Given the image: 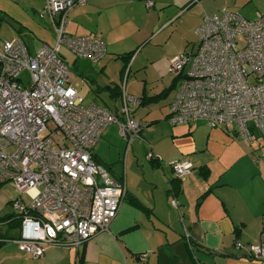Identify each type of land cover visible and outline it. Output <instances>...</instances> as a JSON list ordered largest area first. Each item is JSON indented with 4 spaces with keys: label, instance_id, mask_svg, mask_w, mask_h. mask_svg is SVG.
<instances>
[{
    "label": "crops",
    "instance_id": "obj_1",
    "mask_svg": "<svg viewBox=\"0 0 264 264\" xmlns=\"http://www.w3.org/2000/svg\"><path fill=\"white\" fill-rule=\"evenodd\" d=\"M20 1L25 2L23 20L7 19L13 26L18 23L14 37H20L28 49L20 35L24 30L42 36L38 46L52 44L41 28L45 22L38 20L44 0H14ZM158 1L157 9L156 0H87L68 13L67 33L95 35L105 46L97 63L75 57L70 63L65 60L69 72L84 83L77 87L69 81L83 102L120 115L122 91L149 100L131 111L143 127L128 146L116 136L118 126L110 124L92 150L100 163L111 164L112 176L124 175L126 195L116 216L106 230L81 245H46L38 259L22 253L12 240L1 242L0 264H252L247 243L264 241V136L255 134L247 141L202 121L172 125L166 117L175 87L165 90L174 79L169 60L180 51L196 50L195 29L204 15L225 8L254 17L264 13V0H214L209 9L205 5L209 0ZM135 7L145 11L144 21L134 18ZM185 14L188 31L197 40L184 37L186 32L177 35V24ZM148 16L154 22L144 34ZM113 87L120 92L114 97ZM150 151L152 160L146 158ZM179 159L189 160L192 168L178 178L174 190L170 163ZM8 236L18 237L9 232Z\"/></svg>",
    "mask_w": 264,
    "mask_h": 264
},
{
    "label": "built area",
    "instance_id": "obj_2",
    "mask_svg": "<svg viewBox=\"0 0 264 264\" xmlns=\"http://www.w3.org/2000/svg\"><path fill=\"white\" fill-rule=\"evenodd\" d=\"M86 2L44 0L39 17L48 19L55 38L33 53L20 37L0 39V185L9 182L18 193L9 203L20 218L12 241L33 259L42 257L46 245L77 247L107 229L126 187L92 159V150L110 124L118 126L127 146L143 127L130 117L138 97L122 91L117 115L83 104L69 83L62 48L91 63L105 55L99 37L66 32L68 12ZM195 33L196 50L180 51L169 60V71L179 79L167 121H202L247 141L255 133L264 136V13L248 19L222 8L204 15ZM24 70L30 77L26 85L19 77ZM146 158L155 156L150 151ZM170 166L177 178L192 168L187 159ZM235 245L241 247L239 241ZM247 254L252 264H264V241L249 244Z\"/></svg>",
    "mask_w": 264,
    "mask_h": 264
},
{
    "label": "rangeland",
    "instance_id": "obj_3",
    "mask_svg": "<svg viewBox=\"0 0 264 264\" xmlns=\"http://www.w3.org/2000/svg\"><path fill=\"white\" fill-rule=\"evenodd\" d=\"M211 1L210 2H206L205 5H208L206 6L207 9H209V6L212 5L213 1L214 0H209ZM156 8L158 9L159 7V1L156 0ZM215 3H216V0H215ZM25 8V2L24 1H20L19 3L17 2H14V0H0V13L1 14H6V18L8 17H15V19L17 21H19L20 19L23 20V18L25 17V13H26V10L24 9ZM187 10H190L191 11V8H188ZM184 10H182L181 12H183ZM144 12L145 11H142L141 9H139L138 7H135L134 10H133V16L134 18L136 19V21H144ZM31 14V12H30ZM178 15V14H177ZM94 14L91 15V18H90V21L94 18ZM146 17V16H145ZM245 17L247 18H251L253 16L251 15H248V14H245ZM6 18H4L3 20H0V39L1 40H4V39H9V38H12L14 36H17L18 33L16 32L15 28L17 27L18 23L15 22L14 26H13V23L11 24L9 22V20H7ZM147 18V17H146ZM185 18H187V14H185L181 21H179V24H177V30H178V33L177 35L180 36L179 34L183 33V32H186V35L188 36H184V37H190V38H194L195 40H197V37L195 36V34H193L194 32H192V30H190V32L188 31L189 30V27H190V23L185 20ZM39 22L42 23V22H45V27H43L41 24V28L45 31H43L44 35L46 36V38L49 40V41H52L53 39V36H54V33H50V29H51V26H50V23L48 22V19L46 17L44 18H38ZM154 20V17L153 16H148V21L147 23H149L147 25V29H146V32H144V34H146L149 29H150V26L152 24V22ZM69 26V25H68ZM15 27V28H14ZM194 29V28H193ZM52 31V29H51ZM53 32V31H52ZM142 32V33H143ZM21 37L24 39V41L27 43V45L30 47L29 49V52L30 53H33L35 48L38 46L39 42H40V39L42 36H38V34H36L37 36H34L32 33H30L29 31L27 30H24V32L22 31L20 33ZM189 38V39H190ZM176 39V37H175ZM175 39H174V44H175ZM173 43V42H172ZM172 43H168L167 46H170L172 47ZM192 43V42H191ZM61 54L63 55V58L68 61V63L71 62V60L73 59V56L71 53H69L65 48H62L61 49ZM19 77L23 80V84L26 85L28 84V81H29V74L26 70L22 71L19 75ZM70 81L71 83L77 87H81V85H84V83H81L82 79L80 78H77L74 73L72 72V70L70 69ZM80 84V85H79ZM79 85V86H78ZM83 104H89V103H85L83 102ZM116 126V124H113ZM116 128V127H115ZM117 134L116 136L118 137L119 140H121V137L118 133V131H116ZM133 146V145H132ZM119 164L122 166V163L119 162ZM18 196V193L16 192V190L14 189L13 185L11 183H3L0 185V217L8 214L11 212L10 210V207H9V203L10 201L9 200H14L16 199ZM23 199L25 201H28V198H26L25 196H22ZM108 228V227H107ZM15 229V228H14ZM14 229H11L9 230V233H13V234H18V231H17V228L14 230Z\"/></svg>",
    "mask_w": 264,
    "mask_h": 264
},
{
    "label": "trees",
    "instance_id": "obj_4",
    "mask_svg": "<svg viewBox=\"0 0 264 264\" xmlns=\"http://www.w3.org/2000/svg\"><path fill=\"white\" fill-rule=\"evenodd\" d=\"M1 12V11H0ZM69 13V12H68ZM4 18H6V14H1L0 13V20H3ZM9 18V17H8ZM8 18H6V19H8ZM52 29V28H51ZM53 31V30H52ZM54 33V32H53ZM54 38H55V35H54ZM54 38H53V41H54ZM53 43V42H52ZM185 51V50H184ZM127 56H129L130 54L128 53V54H126ZM73 56V55H72ZM74 57V56H73ZM69 76H70V72H69ZM178 79H179V76H174V79H173V82H172V85H170L168 88H166V90L165 91H168V90H170V89H172L173 87H176V85H177V82H178ZM69 81H70V78H69ZM70 83V82H69ZM70 85L75 89V90H77L71 83H70ZM78 91V90H77ZM111 91H115L113 94L111 93V95L114 97L115 96V94L116 95H119L120 94V92H119V90H117L115 87H113L112 89H111ZM79 92V91H78ZM81 95V94H80ZM161 95H159V96H157L158 98L160 97ZM140 99V98H139ZM149 100H146V99H140V103L138 104V105H140V104H144V103H147ZM137 105V106H138ZM130 117H131V112H130ZM167 118V117H166ZM253 133H255V132H253ZM256 135H259V134H257V133H255ZM255 134H253V135H255ZM139 135H140V133H139ZM138 135V136H139ZM259 136H261V135H259ZM92 159L96 162V163H98V164H100V165H102L109 173H110V170H111V164H103V163H100L98 160H96L95 158H94V155H93V153H92ZM152 159H154V158H150L149 160H152ZM111 174V173H110ZM114 177V176H113ZM116 179H123L124 180V175H123V173H121V175L119 176V177H115ZM174 180L176 181V182H173L172 183V189H174V190H177V187H178V178L177 177H175L174 178ZM124 182H125V180H124ZM209 190H207V191H205L204 192V194L205 193H207ZM126 195V194H125ZM9 201H11V200H9ZM19 225H20V218L16 215V214H13V213H8V214H6V215H4V216H2V217H0V243L1 242H5V241H9V240H13L12 239V237L11 236H8V232H9V230H11V229H16L17 228V231H18V229H19ZM14 229V230H15ZM17 234V233H16ZM18 235V234H17ZM255 242H257V241H255ZM259 242H263V241H259ZM252 242H249V243H247V247H248V245L249 244H251ZM64 247V246H63ZM66 248V247H65ZM247 256H248V254H247ZM248 258L250 259V257L248 256ZM139 259V258H138ZM79 263H81V256H80V260H79Z\"/></svg>",
    "mask_w": 264,
    "mask_h": 264
}]
</instances>
